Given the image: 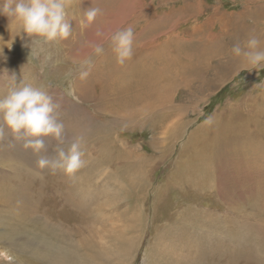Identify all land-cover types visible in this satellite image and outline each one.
Wrapping results in <instances>:
<instances>
[{
    "label": "rangeland",
    "instance_id": "374dc122",
    "mask_svg": "<svg viewBox=\"0 0 264 264\" xmlns=\"http://www.w3.org/2000/svg\"><path fill=\"white\" fill-rule=\"evenodd\" d=\"M90 7L101 13L81 29ZM68 11L67 40L29 56L17 35L0 55V97L22 79L49 92L67 138L35 154L4 127L0 249L15 264H264V68L240 71L232 52L250 36L264 50V0H70ZM129 26L123 66L110 42L93 53L98 29ZM20 31L0 15V36ZM77 136L86 164L73 177L37 167Z\"/></svg>",
    "mask_w": 264,
    "mask_h": 264
},
{
    "label": "clouds",
    "instance_id": "9594fccd",
    "mask_svg": "<svg viewBox=\"0 0 264 264\" xmlns=\"http://www.w3.org/2000/svg\"><path fill=\"white\" fill-rule=\"evenodd\" d=\"M69 7L70 0H3L0 3V15L17 23L21 31L15 36L11 32V38L8 40L0 36V55L4 54L5 47L12 49L17 35L23 38L26 34L30 38L29 56H39L40 52L44 51L42 47L37 49L32 45L67 40L72 35L71 21L74 20V17L69 18ZM100 13L99 8H88L79 21L81 29L93 24ZM9 29L11 31L10 27ZM95 35L100 41L90 44L95 55H102L105 51L103 43L110 42L117 64L123 66L133 57L134 30L131 26L109 32L98 29ZM260 43L256 36H250L243 48L239 44L233 46L232 52L242 59L240 71L256 69L259 72L264 68V50H261ZM46 59H51L50 53ZM91 67L90 59L83 61L79 70L81 80L88 77ZM57 107L49 92L24 83L22 79L17 82V86L10 88L6 95L0 97V138H3L6 126L17 141H23L25 149H31L35 154L45 148V137H52L57 145H64L67 138L64 124L60 122L59 113L56 111ZM207 122L211 123V118ZM82 143L83 137L77 136L66 151L63 148L58 149L55 159L41 157L37 161V167L41 170L48 168L53 174L62 170L67 176L73 177L86 164L82 159ZM3 262H16L15 256L6 248L0 249V264Z\"/></svg>",
    "mask_w": 264,
    "mask_h": 264
},
{
    "label": "bare ground",
    "instance_id": "6f19581e",
    "mask_svg": "<svg viewBox=\"0 0 264 264\" xmlns=\"http://www.w3.org/2000/svg\"><path fill=\"white\" fill-rule=\"evenodd\" d=\"M113 71H111V72H115L114 71V69H112ZM109 73V72H108ZM253 140V139H252ZM251 140V141H252ZM250 141V140H249ZM196 147V146H195ZM206 158V157H205ZM197 161H195L196 162V164L195 165H197V164H199V161H201V158L200 157H197V159H196ZM193 161V160H192ZM204 161V160H203ZM200 165V164H199ZM203 166H206L205 165V163L203 162ZM183 167H185V166H183ZM190 167H192V166H188V168H190ZM199 167V166H198ZM200 168H202V167H200ZM185 170H186V167H185ZM14 187V186H13ZM12 189V188H11ZM16 191V190H15ZM27 198H29V197H27ZM26 198V199H27ZM29 200V199H28ZM22 201V200H21ZM48 201V200H47ZM25 202V201H24ZM30 202V201H29ZM32 206H33V204H31ZM28 208H29V206H28ZM28 210H30V209H28ZM32 210H33V208H32ZM187 214V213H186ZM23 217V216H22ZM21 217V218H22ZM24 218V217H23ZM264 225V224H263ZM263 225H262V228L264 229V227H263ZM260 227H261V225H259ZM53 229V228H52ZM262 230V229H261ZM53 231V230H52ZM260 232V231H259ZM52 233V232H51ZM53 233H54V231H53ZM264 233V232H263ZM46 234H48V233H46ZM54 234H56V229H55V233ZM53 234V235H54ZM49 235V234H48ZM48 235H47V237H48ZM264 237V236H263ZM133 241V240H132ZM130 244V243H129ZM130 246V245H129ZM133 247V246H132ZM129 250V249H128ZM128 250H126V251H128ZM97 251H99V250H97ZM92 252V251H91ZM94 253V252H93ZM97 253V252H96ZM127 253V252H126ZM125 253V254H126ZM127 256L125 255V258H126ZM62 259V258H61ZM60 262V261H59ZM66 263V262H65ZM60 264V263H59Z\"/></svg>",
    "mask_w": 264,
    "mask_h": 264
}]
</instances>
